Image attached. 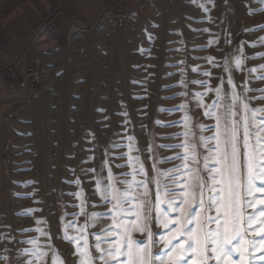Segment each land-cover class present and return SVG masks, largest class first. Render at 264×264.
I'll return each instance as SVG.
<instances>
[{"label":"rangeland","instance_id":"rangeland-1","mask_svg":"<svg viewBox=\"0 0 264 264\" xmlns=\"http://www.w3.org/2000/svg\"><path fill=\"white\" fill-rule=\"evenodd\" d=\"M43 30L53 37L47 48L39 47V82L22 88L12 81L15 98L0 115V264H20L30 238L50 243L64 264H77L75 247L61 238L64 225L74 224L72 234L79 237L81 207L113 215L94 194L109 169L121 176L131 171L130 158L139 167V157L150 179L154 161L162 170L179 164L168 158L181 149L160 146L181 142L185 116L195 133L191 142L212 135L198 126L215 123L204 114L217 100L214 89L222 88L230 102L229 76L245 99L264 95L257 91L264 80L254 79L264 75V0H133L93 26L77 25L71 37L57 35L47 21L39 25ZM236 56L247 57L240 69ZM193 81H205L213 91ZM245 84L253 91L245 94ZM248 102L264 107V100ZM196 151L200 164L192 166L202 167L207 153L198 144ZM81 190L82 198L75 195ZM153 231L162 230L154 224ZM94 233L84 231L90 243Z\"/></svg>","mask_w":264,"mask_h":264},{"label":"snow or ice","instance_id":"snow-or-ice-1","mask_svg":"<svg viewBox=\"0 0 264 264\" xmlns=\"http://www.w3.org/2000/svg\"><path fill=\"white\" fill-rule=\"evenodd\" d=\"M241 56L235 57L237 69L247 59ZM225 70L229 71L227 67ZM248 71L256 73L258 69ZM254 79L264 80V75ZM193 83L213 91L205 81ZM228 83L232 84L230 102H226L222 88L214 89L217 100L207 105L204 114L215 123L208 128L198 126L201 133L211 131L212 135L201 134L196 143L191 142L189 137L195 133L189 127L190 117L185 116L181 142L160 146L181 149L168 158L179 160V164L162 170L154 161V175L149 179L139 157L135 158L138 168L130 158V172L114 176L109 169L105 180L96 181L94 194L99 195L113 215L104 217L96 211L85 212L81 207L85 224L79 237L72 234L76 230L74 224L64 225L61 238L75 247L73 255L77 264H259L264 261V255H257L264 253V107H252L248 102L264 100V95L245 99L237 92L231 76ZM251 91L245 84L244 93ZM196 97L202 99V94L198 92ZM128 139L133 141L132 137ZM197 144L207 153L202 167L192 166L200 164ZM132 150L130 144L129 152ZM137 175H143L144 179L137 180ZM76 183L79 185L80 181ZM150 183L154 189L149 187ZM75 195L82 198L83 191ZM84 204L81 199V205ZM154 224L162 231L154 232ZM89 228L95 229L94 243L84 235ZM37 231L50 240L49 233ZM25 243L31 246L20 250V264H48L50 252L51 264H64L50 243L41 245L37 238ZM2 259L7 262L9 257Z\"/></svg>","mask_w":264,"mask_h":264},{"label":"crops","instance_id":"crops-1","mask_svg":"<svg viewBox=\"0 0 264 264\" xmlns=\"http://www.w3.org/2000/svg\"><path fill=\"white\" fill-rule=\"evenodd\" d=\"M131 1L0 0V115L15 98L12 81H21L26 66L39 58V47L47 48L45 41L53 37L48 30L39 32L43 21L53 25L57 35L71 37L77 25L93 26L99 16Z\"/></svg>","mask_w":264,"mask_h":264},{"label":"built area","instance_id":"built-area-1","mask_svg":"<svg viewBox=\"0 0 264 264\" xmlns=\"http://www.w3.org/2000/svg\"><path fill=\"white\" fill-rule=\"evenodd\" d=\"M31 82H39V58H37L21 79V87L25 88ZM8 117H12V114H8Z\"/></svg>","mask_w":264,"mask_h":264}]
</instances>
